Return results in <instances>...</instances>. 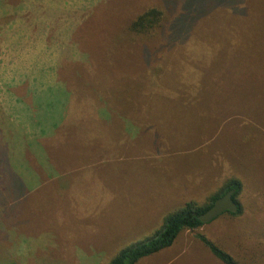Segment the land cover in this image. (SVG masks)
<instances>
[{
  "label": "rangeland",
  "instance_id": "374dc122",
  "mask_svg": "<svg viewBox=\"0 0 264 264\" xmlns=\"http://www.w3.org/2000/svg\"><path fill=\"white\" fill-rule=\"evenodd\" d=\"M190 1L0 0V150L17 180L0 174V264H108L179 189L204 205L229 180L241 213L178 247H204L202 230L264 264V0ZM151 7L154 38L129 43ZM204 250L175 264H221Z\"/></svg>",
  "mask_w": 264,
  "mask_h": 264
},
{
  "label": "trees",
  "instance_id": "16d2710c",
  "mask_svg": "<svg viewBox=\"0 0 264 264\" xmlns=\"http://www.w3.org/2000/svg\"><path fill=\"white\" fill-rule=\"evenodd\" d=\"M200 1V0H199ZM218 0V3L221 5L230 4L232 0ZM193 5H196L197 0L190 1ZM227 2V3H226ZM236 0H233V6L235 8ZM223 8V7H222ZM237 9V8H236ZM236 16L241 17L245 15L246 10H236ZM161 19V12L155 9L154 7L147 8L143 13L138 15L134 20H132L129 24L128 30H126L125 34L132 38L129 43H139L138 45L149 43L153 38V33L156 32L157 28H159ZM181 21L178 20L175 26H177ZM144 49H148L149 47L142 45ZM64 124H60L59 128ZM44 128V125L41 124ZM59 131V129H58ZM57 131V132H58ZM42 136L45 135L38 141H45L46 138L50 136L49 133H45L44 129L38 131ZM0 164L7 166V168H0L1 181H3L5 170H9V175L14 176L15 179V171L11 170V166L9 164V160L6 157L5 151L0 150ZM1 166V165H0ZM21 184V181L18 180ZM16 187L18 184H14ZM233 190L234 195L233 199L238 205V211L235 214H230L231 216H238L241 213L240 204L237 202L236 197L240 193L241 185L238 180H229L224 187L214 196H212L207 204L198 205L194 202H187L178 210L166 215L162 220L161 225L158 229L154 231V233L138 242H135L123 249H121L110 261L108 264H137L142 259L153 256L170 246L174 243L176 238L183 231H196L200 229L203 224L199 221V216L205 213L217 198L222 197L227 191ZM228 214V213H227ZM196 238L204 245V247L209 251V253L217 259L221 264H238L227 252L223 249L215 245L212 241L207 239L204 235L197 233Z\"/></svg>",
  "mask_w": 264,
  "mask_h": 264
},
{
  "label": "crops",
  "instance_id": "0c3cea01",
  "mask_svg": "<svg viewBox=\"0 0 264 264\" xmlns=\"http://www.w3.org/2000/svg\"><path fill=\"white\" fill-rule=\"evenodd\" d=\"M166 189V188H165ZM189 190V189H188ZM215 194V193H214ZM214 194H212L214 196ZM212 196H210L211 198ZM173 200L174 201V204L173 205H176L177 207L175 209H179L180 207H182L185 203L187 202H192L190 201L192 199L191 197V194L190 192H187V190L184 188L181 192H180V189L178 190V193L173 196ZM210 200V199H209ZM195 203V202H194ZM174 209V210H175ZM167 211H165L163 208H162V217L160 218L161 222L160 224L158 225L157 229L159 228V226L161 225L162 223V220L164 219V217L170 213H166ZM166 213V214H165ZM172 213V212H171ZM199 234H202L205 236V234L203 233V231L201 230ZM180 237V234L178 235V237L176 238V240L174 241V243L172 244V246H170L169 248L155 254V255H162L160 253H165L166 254H163V264H175L176 262H178L182 256L186 255L188 253V251H190L192 248H193V245H195V243L201 247L203 250L205 249L199 242H192V240L189 242H184L181 244H179V247H178V239ZM143 240V239H142ZM173 251V252H172ZM205 252H207L208 250H204ZM209 254V259L210 257H212V259L216 260L210 253L209 251L207 252ZM173 254V255H172ZM148 258V257H147ZM146 259V258H145ZM214 264V263H213Z\"/></svg>",
  "mask_w": 264,
  "mask_h": 264
},
{
  "label": "water",
  "instance_id": "95a60500",
  "mask_svg": "<svg viewBox=\"0 0 264 264\" xmlns=\"http://www.w3.org/2000/svg\"><path fill=\"white\" fill-rule=\"evenodd\" d=\"M234 191H227L222 197L217 198L211 208L199 216V221L204 225L210 223L215 218L224 213L235 214L238 211V205L233 199Z\"/></svg>",
  "mask_w": 264,
  "mask_h": 264
}]
</instances>
